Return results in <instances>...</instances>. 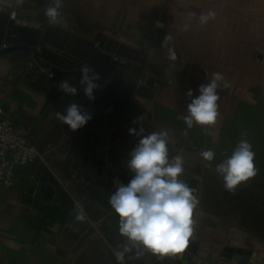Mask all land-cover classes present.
<instances>
[{
    "label": "crops",
    "instance_id": "1",
    "mask_svg": "<svg viewBox=\"0 0 264 264\" xmlns=\"http://www.w3.org/2000/svg\"><path fill=\"white\" fill-rule=\"evenodd\" d=\"M13 1L11 11L32 18L45 16L44 8L51 3V0H24L22 6H17ZM170 1L63 0L60 22L51 28L46 24L43 29L45 43L66 56L62 58V62L56 60L55 65H50L37 47H0V109L13 125L29 131L31 145L41 155V160L36 163L16 169L12 188H0V264H118L115 253L123 250L126 238L120 235L119 217L108 203L118 183L108 191L96 185L94 180L89 181L85 173L90 170L91 158L79 156V153L74 152L73 146L81 133L90 131H97L101 137L114 134L117 137L115 143L129 145L132 138L129 125L121 121L112 124L109 122L110 118L99 117L101 106L96 90L95 99L89 100L79 83L81 65L89 63L93 66L92 60L88 59L92 49L90 45L96 44H93V40L99 38L103 49H110L111 46V50H115L117 38H122V43L119 44L132 47L134 39L138 38L143 44H147L146 40L152 38V34H159L160 39L155 43V47H159V51H156L159 57L154 64L155 69H150L149 66L144 68L153 70L152 77L160 80L161 89L154 99L160 103L159 107L156 105L159 109H156V114L151 113V109L139 101V115L136 117L143 116V120L137 123L139 129L148 117L152 119L155 116L157 120L162 118L164 121L159 128L171 135L172 130L165 127L170 126L171 129L173 118H183L187 114V105L192 98L186 93L191 89L193 98L199 95L196 86L200 83L193 80L190 69H195L194 66L197 65L202 69L204 77L207 74V80L211 77L209 71L213 67L207 39L217 37L216 32L219 30L225 32V38L238 39L241 47L237 46L239 44L231 46V52L238 56L235 58L236 63L239 60L246 62L240 54L264 53V0H218V7L214 9H211V0H203V4L199 3L202 8L200 14L210 10L216 14L214 23L212 19L204 28L199 23L200 14L189 17L190 6L199 0ZM188 7L190 10L185 15V8ZM167 13L171 14L170 18L166 17ZM155 18L161 22L167 18L164 30L160 29L163 27L162 23L155 22ZM189 22L191 27L185 31L184 24ZM152 25L157 27V31L151 29ZM167 34L172 36L169 47L176 52L177 59L174 62L167 59V48L161 46ZM227 44L226 41L225 45ZM151 46L139 47L149 49ZM48 71L54 74L51 79L45 77ZM61 80H67L76 86L78 94L73 97L59 91L57 84ZM180 84V92H174V85ZM169 87H172V91ZM263 101L259 95L258 106ZM72 102L82 105L90 113L93 126L82 132H73L56 118V113H64L67 105ZM218 104L220 120L226 118L229 107L221 96ZM258 106L245 105L236 109L235 116L245 128L241 126L237 132L238 139L234 145L237 147L238 142L245 139V135L252 150L257 155L262 152L264 156V141L260 142L264 137V125H257L263 119L264 109L259 110ZM246 119L251 126L246 127L249 125ZM182 123V127L187 126L184 120ZM261 123L264 124V121ZM111 126L109 131L107 128ZM143 128L144 134H148L146 128ZM159 128L153 130L152 127V132H158ZM185 131L187 136L182 149L179 148V141L176 142L179 138L178 131L176 140L171 136L169 154L170 157L178 154L184 157L185 172L180 178L185 183H199L200 176L196 171L204 174L209 170L208 162L198 152L216 150L212 146V126H194ZM132 144L135 147L138 143ZM219 144V151L228 147L227 139L223 138ZM130 179L127 177L121 182L126 185ZM43 186L51 189L47 198L41 193ZM76 200L81 202L87 214V219L83 222L75 219ZM206 214L199 205L194 210L197 223L188 247L194 242L201 257H192L187 264L203 263L207 257L203 250L221 245L209 235L200 233L203 222L212 223L211 217ZM135 253L136 249L125 253L123 264H175L170 257L160 259L147 251L136 259Z\"/></svg>",
    "mask_w": 264,
    "mask_h": 264
},
{
    "label": "clouds",
    "instance_id": "2",
    "mask_svg": "<svg viewBox=\"0 0 264 264\" xmlns=\"http://www.w3.org/2000/svg\"><path fill=\"white\" fill-rule=\"evenodd\" d=\"M17 6H22L24 0H15ZM63 0H51L44 8V15L50 24L60 22ZM214 11L201 13L199 23L206 25L215 18ZM190 13L189 17H194ZM190 22L184 24V30L188 31ZM172 41L171 34H167L161 46L167 48V59H177L174 48L169 47ZM82 73L79 83L89 100H94V90L100 85V74L87 64L81 65ZM54 75V74H53ZM230 87V82L219 72H214L211 78L199 85V95L193 98L190 89L186 95L191 99L187 105V114L183 116L188 129L194 126H215L219 113L220 96L218 88ZM59 91L65 95L76 96L78 89L67 80H61L57 84ZM56 118L67 125L73 132L84 127L92 119L90 113L82 105L72 102L67 105L64 113L57 112ZM143 120V116L137 117L133 123ZM129 134L139 137L138 144L129 153L127 161L128 169L134 174L125 185L117 178L116 191L108 200L111 209L119 217V233L126 238L123 250L115 253L118 264H123L125 253L136 249L135 258L139 259L144 251H147L160 259L164 257H181V254L189 246L193 237L197 221L194 219V210L200 201L195 194L196 190L190 188L180 177L185 172L184 157L176 155L170 157L168 132L153 131L144 134V128L139 131L129 129ZM187 136V131L183 133ZM204 161L211 162L215 158L213 150H205L200 153ZM255 152L251 143L241 139L232 154L216 165V173L222 178L223 186L229 192H234L238 186L254 178L259 169L255 163ZM75 219L83 222L87 214L79 200L74 201Z\"/></svg>",
    "mask_w": 264,
    "mask_h": 264
},
{
    "label": "rangeland",
    "instance_id": "3",
    "mask_svg": "<svg viewBox=\"0 0 264 264\" xmlns=\"http://www.w3.org/2000/svg\"><path fill=\"white\" fill-rule=\"evenodd\" d=\"M171 2L172 0L170 3ZM200 2L203 4V0H199L198 2L196 1L193 6H190V12L195 13L196 16H198L202 10L199 6ZM210 2L211 9L218 7V0H211ZM190 9L189 7L187 9L185 8V15L188 14L187 12ZM170 15V13H167L166 17L170 18ZM167 18L165 20H167ZM165 20L161 22L155 18V22L159 21L163 25L160 29L163 28L164 30V28H166ZM215 20L214 18L213 23ZM201 28L204 27L201 26ZM151 29L157 31V27H154V25L151 26ZM224 33V31L219 30L218 33L216 32L218 36L207 39L206 43L207 49H210L211 52L210 57L209 55L206 56L211 59L213 67L209 72H211V75L214 72L222 73L230 82L231 86L224 88L221 84V87L217 90L222 99L227 101V107L229 108L226 118L218 119L216 125L212 126V146L214 147L213 149H216L214 151L215 158L210 162V166L208 165L209 162L207 164L209 172L206 171L203 174L202 171H196V174L200 176V182H197L196 185V195L200 201L199 206L202 207V210L207 212L206 215L210 216L212 220L210 224L206 222L202 223L200 233L206 236L209 235L213 241L221 244L219 246H222V249H226L227 253L225 252V254H228L230 264H256L264 262V156L262 152H258V155L255 153L254 163L259 169L258 174L251 180L238 186L234 192H229L224 188L222 178L216 173V165L232 154L234 146L236 148L234 144L237 143V132H239V129L243 126L240 119H237L235 116L236 109L245 105H255V107H257L259 95L264 99V53H250L249 55L247 53L240 54L244 56L246 62H241V60H239L236 63L237 60L235 58L238 56L231 52L233 50L231 46L236 47L239 41L235 38H225ZM158 35L157 33L152 34V38H149L148 41L146 40V42H148L147 44H143L138 38L136 40L134 39V41H132V47L119 44L120 42L122 43L121 37L116 39L118 40L116 41V49L120 46L133 52V61L130 62L133 73L130 76L131 79L128 81L132 86L130 89L132 95L131 99L137 104L144 102L145 107L148 106L151 109V113L155 112V114L156 109L159 107L158 104H160L154 100L161 89V87H159L160 80L156 79L154 75V77H152L153 70L148 71L144 68L145 66H149L150 69H155L154 64L158 62L157 59L159 55L156 51H159V47H155V43H158L160 39ZM226 41L228 42L227 45H225ZM95 42L96 41L93 40V44H95ZM125 43L129 44L127 41ZM144 45L152 46L149 49L139 47ZM157 45L159 46V44ZM95 46L96 48L99 47L97 43ZM225 46L227 48H225ZM237 46L241 47V44ZM109 48L111 50V46ZM206 60L209 59L206 58ZM248 63L251 65L248 66ZM246 66L248 67L244 68ZM133 67H135V69ZM194 67L195 69H190L194 76L193 80L200 84L206 83L208 81L207 74L206 77H204L201 72L202 69L200 70L197 65ZM199 85L196 86L197 90ZM174 86V92H180L181 84L179 86ZM169 88L170 91H172V87ZM198 92L199 91H197V93ZM258 107L259 110L264 109V101L261 102ZM256 109L258 110V108ZM150 118L151 117H148L146 121H143V127L146 128V133L152 132V127L153 130H155V128L158 129L159 126L162 125L161 122L164 121L162 118H158L157 120L155 116L152 119ZM262 118L263 119H260L261 122L264 121V115ZM182 120H184L182 117L178 119L173 118V129H170V126L165 127L169 131L172 130V135L175 137V140L178 131L179 138L176 142L179 141V148L181 149L183 148V141L186 140L185 135L183 138L182 132L184 133L187 129V126L182 127V125H184ZM247 122L249 125L246 127L251 126L249 120H247ZM261 122L257 124L260 127L264 125ZM244 125H246V123H244ZM162 130L164 129L159 128V131ZM175 132L176 135L174 134ZM172 135L170 133L168 134L169 140H171ZM244 137L247 139V136L244 135ZM223 138L227 139L228 147L223 151H219L218 148L221 147L219 143L223 141ZM261 141H264V137L260 142ZM202 151L203 150H200L198 153ZM195 159L197 161V158ZM203 226H209V228Z\"/></svg>",
    "mask_w": 264,
    "mask_h": 264
},
{
    "label": "water",
    "instance_id": "4",
    "mask_svg": "<svg viewBox=\"0 0 264 264\" xmlns=\"http://www.w3.org/2000/svg\"><path fill=\"white\" fill-rule=\"evenodd\" d=\"M14 6L13 0H0V47H16L28 46L38 48L45 55L46 61L50 65H55L56 60L59 62L62 58H66L63 53L49 47L45 43L43 36L44 25L50 28L57 25L50 24L45 16L36 18L28 17L12 10ZM43 13V12H42ZM53 25V26H52ZM48 27V29H49ZM95 43L99 45L91 46L88 59L92 60L95 72L100 74L101 79L96 81L100 85L96 89V95L100 102L101 112L99 117L110 118L109 122L117 124L122 122L139 131L138 125L133 123L136 116L139 115L140 106L131 99V84L128 81L133 73L130 62L132 59V51L118 47L115 50L107 48L103 49L99 38L95 39ZM110 43V42H109ZM111 44V43H110ZM103 50V52L101 51ZM95 58V59H93ZM90 60V61H91ZM94 60V62H93ZM86 64V63H85ZM135 69V67H133ZM93 120L78 129L80 132L93 126ZM108 123V121H106ZM109 131L111 127L107 128ZM97 131L81 133L75 143L74 152L79 153L81 157L90 156V170L85 173L89 181L106 190H112L114 181L118 178L123 181L125 178H132L134 175L127 167V161L130 159L129 153L134 148L132 143H138V137L132 135L131 143H115L116 135L112 134L108 137L100 136ZM187 184V183H186ZM190 188L196 190L197 183L187 184ZM41 193L47 198L51 194V189L43 186ZM207 254L206 260L201 264H230L229 256L226 255V249L219 246L204 249ZM227 253V252H226ZM175 264H187L192 257H201L197 246L194 242L188 247L181 257L169 256ZM246 264V263H240Z\"/></svg>",
    "mask_w": 264,
    "mask_h": 264
},
{
    "label": "built area",
    "instance_id": "5",
    "mask_svg": "<svg viewBox=\"0 0 264 264\" xmlns=\"http://www.w3.org/2000/svg\"><path fill=\"white\" fill-rule=\"evenodd\" d=\"M46 79H51V71L46 72ZM29 131L13 125L5 118L0 109V188L14 186L15 171L41 160L39 152L31 145Z\"/></svg>",
    "mask_w": 264,
    "mask_h": 264
}]
</instances>
